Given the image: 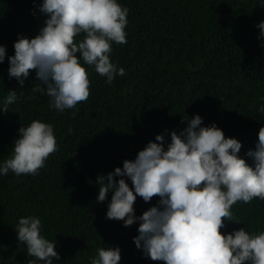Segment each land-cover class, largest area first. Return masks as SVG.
Instances as JSON below:
<instances>
[{"label": "trees", "instance_id": "1", "mask_svg": "<svg viewBox=\"0 0 264 264\" xmlns=\"http://www.w3.org/2000/svg\"><path fill=\"white\" fill-rule=\"evenodd\" d=\"M34 3L42 0H0V46L6 47L0 102L9 91L17 92L8 111H0V162L11 155L18 129L32 120L54 126L58 150L38 175L10 171L0 176V264L35 259L13 230L28 215L38 216L42 235L57 242L61 260L54 264H88L106 246L121 249L120 264H162L142 258L135 247L138 224L123 227L122 221L106 219L111 198L97 202V178L134 160L165 129L183 130L182 120L195 115L202 117V126L215 123L226 138L238 139L239 155L251 165L246 153L255 150L264 127L259 111L264 105V47L255 27L264 20V8L260 0H120L129 9L127 44H113L110 59L126 75L107 85L92 66L83 65L90 96L78 103V111L60 113L49 107L46 94L32 90L43 87L34 71L23 87L8 76L18 35L33 38L46 19ZM158 199L145 203L137 197L136 216ZM231 211L240 225L226 222L227 231L264 230V201L237 202Z\"/></svg>", "mask_w": 264, "mask_h": 264}, {"label": "clouds", "instance_id": "2", "mask_svg": "<svg viewBox=\"0 0 264 264\" xmlns=\"http://www.w3.org/2000/svg\"><path fill=\"white\" fill-rule=\"evenodd\" d=\"M33 7L46 19L33 38L18 35L14 55L8 57L10 79L15 78L23 87L34 71L43 87L35 85L32 90L46 94L49 107L64 113L78 111V103L90 96V80L83 65L92 66L107 85L126 75L125 69L110 59L113 44H127L129 9L120 0H42ZM260 7L264 8V0H260ZM255 27L264 47V20ZM5 57L6 47L0 46V64ZM16 100L17 92L9 91L0 102V111L7 112V106ZM259 111L264 112V105ZM182 123L186 125L183 130L169 133L165 129L134 160H124L122 168L97 178V202L111 198L106 219L122 221L123 227L138 224L133 243L142 258L154 262L264 264V230L249 232L241 227L229 232L226 224H239L231 211L237 202L264 201V127L259 129L255 150L246 153L250 165L239 155L242 143L226 138L215 123L202 126L200 115ZM11 149L9 158L0 162V176L10 171L16 176L38 175L58 150L54 126L32 120L18 129ZM137 197L145 203L153 197L159 199L136 216ZM13 230L19 245L26 246L27 255L35 258L31 264L61 260L57 242L42 235L38 216L20 217ZM120 261L121 249L106 246L98 248L88 264Z\"/></svg>", "mask_w": 264, "mask_h": 264}]
</instances>
